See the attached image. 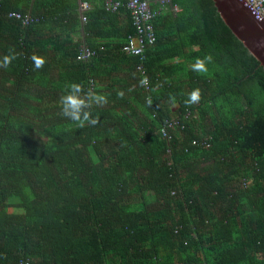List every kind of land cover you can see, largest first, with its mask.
Listing matches in <instances>:
<instances>
[{"label":"trees","instance_id":"16d2710c","mask_svg":"<svg viewBox=\"0 0 264 264\" xmlns=\"http://www.w3.org/2000/svg\"><path fill=\"white\" fill-rule=\"evenodd\" d=\"M117 1L1 2L0 264H264V67L213 0H171L142 62ZM69 82L108 96L96 126L63 116Z\"/></svg>","mask_w":264,"mask_h":264},{"label":"clouds","instance_id":"9594fccd","mask_svg":"<svg viewBox=\"0 0 264 264\" xmlns=\"http://www.w3.org/2000/svg\"><path fill=\"white\" fill-rule=\"evenodd\" d=\"M20 53L16 52L15 49H10L9 53L0 58V69H9L13 61L17 60ZM34 70L43 69L47 63L46 59L42 56L33 54L30 57ZM213 62L211 55H206L203 58L197 57L192 64V71L197 73H207L208 65ZM64 95L60 97L61 111L64 117L75 122L78 127L83 128L86 125L96 126L100 122L99 115L93 116L91 109L93 106L103 107L108 104L109 98L107 95L100 94L88 87L85 90L83 82H69L65 85ZM118 96L123 98V93L118 92ZM201 90L196 88L187 95V99L184 101L186 106L199 103L201 99ZM173 102L175 98H170Z\"/></svg>","mask_w":264,"mask_h":264},{"label":"built area","instance_id":"2783aa9c","mask_svg":"<svg viewBox=\"0 0 264 264\" xmlns=\"http://www.w3.org/2000/svg\"><path fill=\"white\" fill-rule=\"evenodd\" d=\"M1 1V0H0ZM249 11L264 24V0H242ZM157 0H118L113 9L125 8L129 11L134 20L136 36L132 37L124 48V51L133 56L144 57L145 50L148 46H153L157 40L154 21L161 15L162 9L167 10L166 5L171 4V0H161L158 9H154L152 4ZM1 9V5H0ZM174 11H180L174 7ZM20 18V15L13 14ZM90 52L86 51L82 58L89 57ZM142 72L141 67H138Z\"/></svg>","mask_w":264,"mask_h":264},{"label":"water","instance_id":"95a60500","mask_svg":"<svg viewBox=\"0 0 264 264\" xmlns=\"http://www.w3.org/2000/svg\"><path fill=\"white\" fill-rule=\"evenodd\" d=\"M213 1L225 24L264 67V24L242 0Z\"/></svg>","mask_w":264,"mask_h":264},{"label":"bare ground","instance_id":"6f19581e","mask_svg":"<svg viewBox=\"0 0 264 264\" xmlns=\"http://www.w3.org/2000/svg\"><path fill=\"white\" fill-rule=\"evenodd\" d=\"M3 0H1L0 1V5H1V2H2ZM2 7V6H1ZM108 8L111 10V8H110V5L108 6ZM91 9V6H90V4L87 2V1H84V3L81 5L80 4V12L82 13V20H83V22L84 23H86L87 22V17L85 16V12H87L88 10H90ZM112 9H113V6H112ZM115 10V9H114ZM0 12H1V9H0ZM13 14H17V15H20V19L22 18V16H21V14L20 13H12L10 16H15V15H13ZM17 17V16H16ZM26 18L29 20V17L28 16H26ZM136 36V35H135ZM135 36H132V37H135ZM132 37H130V39L132 38ZM129 39V40H130ZM146 50H147V48H146ZM146 50H145V53H144V57H140V56H135V57H139L140 58V60L142 61V62H145L146 61ZM133 56V55H132ZM139 67H141V69H142V71L144 70V68H143V65H139Z\"/></svg>","mask_w":264,"mask_h":264},{"label":"crops","instance_id":"0c3cea01","mask_svg":"<svg viewBox=\"0 0 264 264\" xmlns=\"http://www.w3.org/2000/svg\"><path fill=\"white\" fill-rule=\"evenodd\" d=\"M83 3H84V2H81V1H80V4H81V5H82ZM79 12H80V10H79ZM163 12H165V10H163ZM80 18H81L82 23H84L83 20H82V13H81V12H80ZM155 21H156V20H155ZM155 21H154V24H155ZM117 22H119V26H118V27H122L124 30H125V29H128V26L130 25V22H131L128 13H127L126 11L123 10V12H121L120 15H119V17H118ZM154 26H155V25H154ZM155 31H156V30H155ZM77 36H80V32L75 34V37H77ZM105 41H106V40H105ZM113 43H114V42H113ZM114 44H117V43H114Z\"/></svg>","mask_w":264,"mask_h":264}]
</instances>
